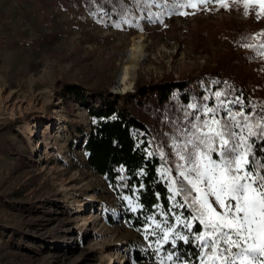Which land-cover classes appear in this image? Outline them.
<instances>
[{
  "label": "rangeland",
  "instance_id": "1",
  "mask_svg": "<svg viewBox=\"0 0 264 264\" xmlns=\"http://www.w3.org/2000/svg\"><path fill=\"white\" fill-rule=\"evenodd\" d=\"M261 4L197 0L173 10L151 4L152 13L144 11L129 24L116 23L103 9L91 13L83 0H0V264H189L169 260L161 248L170 240L164 239L170 233L164 221L152 217L143 229L126 222L108 180L88 164L87 107L75 97L66 102L62 87L81 85L87 101L99 106L104 99L93 89L115 96L191 78L199 91L216 84L210 71L258 82L264 61L250 58L249 47L238 40L264 28ZM139 34L146 56L134 70L133 87L122 91L119 77ZM242 108L238 103L235 110ZM153 123V151L174 203L178 195L173 199L169 177L182 179L176 165L184 162L174 141L164 142L165 121ZM172 213L173 229H191L181 212ZM134 251L149 252V258L136 262ZM117 254L123 263L113 262Z\"/></svg>",
  "mask_w": 264,
  "mask_h": 264
},
{
  "label": "trees",
  "instance_id": "2",
  "mask_svg": "<svg viewBox=\"0 0 264 264\" xmlns=\"http://www.w3.org/2000/svg\"><path fill=\"white\" fill-rule=\"evenodd\" d=\"M193 2L197 0H83L91 13L103 9L116 23L129 24L136 23L144 11L152 13L149 10L151 4L173 10L176 9L175 4ZM239 40L238 44L249 47L250 58L264 61V28L243 34ZM207 75L216 84L209 89L202 87L199 91L191 78L139 85L134 92L115 96L109 90L93 89L92 92L99 93L104 99L99 106L87 101L81 85L65 83L62 87V96L66 102L75 97L87 107L90 132L84 150L88 154V164L94 172L108 180L115 196L125 208L126 222L143 229L149 225L152 217L164 221V227L170 232V240L161 248L173 260L189 264L200 262L198 254L204 250L196 237L202 235L205 228L199 220L193 219L197 215L193 207L188 204L179 206L185 203V197H188L190 204L192 196H188L187 191H181L177 196L174 202L176 206L172 203L168 183L159 172L161 158L153 151V143L157 141L153 122L159 119L165 121L164 142L168 143L184 138L183 131L192 124L208 120L213 113L206 114L205 109H214L215 118L221 123H231L230 115H235L242 125H252V130L257 133L259 129L255 125L258 122L264 125L261 119L264 117V76L254 82L250 76L247 78V75H237L227 70L210 71ZM216 93L221 95L218 97ZM238 103L243 104L240 111L235 110ZM245 116L248 117L247 122ZM195 117H199V121ZM234 131L239 133L241 129L235 128ZM243 134L248 136L247 128L243 129ZM248 143L252 145L250 156H254L258 164L264 159V137H249ZM212 156L217 157L216 153H212ZM177 185L178 190L186 187L185 182H178ZM172 212H181L192 222L191 229H173ZM179 231L183 232L187 240L176 238L175 233ZM147 253L134 251L136 262L148 259Z\"/></svg>",
  "mask_w": 264,
  "mask_h": 264
},
{
  "label": "snow or ice",
  "instance_id": "3",
  "mask_svg": "<svg viewBox=\"0 0 264 264\" xmlns=\"http://www.w3.org/2000/svg\"><path fill=\"white\" fill-rule=\"evenodd\" d=\"M205 113H213L211 120L185 129L182 144L174 139L177 156L184 163L176 165L181 180L169 177L173 199L181 191L196 193L190 204L185 197V203L179 206L193 207L197 213L193 219L204 225V233L196 237L204 250L198 254L199 264H264V159L257 164L248 143L249 137H264V125H255L257 133L252 125H242L235 115H230L231 123H221L214 109H205ZM244 120L247 122L248 117ZM244 128L248 129L247 137ZM212 153L218 158L213 159ZM185 181L186 187L176 189L178 182ZM177 222H181L179 217ZM168 235L165 232L164 239ZM178 238L187 240L185 236Z\"/></svg>",
  "mask_w": 264,
  "mask_h": 264
},
{
  "label": "bare ground",
  "instance_id": "4",
  "mask_svg": "<svg viewBox=\"0 0 264 264\" xmlns=\"http://www.w3.org/2000/svg\"><path fill=\"white\" fill-rule=\"evenodd\" d=\"M146 45L144 44V38L141 34L136 35L133 37L132 45L130 48L129 56L127 57V61L125 62L123 66V72L121 74V81L123 82V90L127 91L133 87V79L132 75L134 74V70L138 67L140 62L145 59L146 56ZM30 83L36 82L35 76H30ZM29 81V80H28ZM51 129L49 128L40 138H42V141H45L50 133ZM113 262H120L123 263L124 260L122 259V256L120 254H117V256H114Z\"/></svg>",
  "mask_w": 264,
  "mask_h": 264
},
{
  "label": "water",
  "instance_id": "5",
  "mask_svg": "<svg viewBox=\"0 0 264 264\" xmlns=\"http://www.w3.org/2000/svg\"><path fill=\"white\" fill-rule=\"evenodd\" d=\"M120 77H121V75H120ZM120 77H119V78H120ZM120 84H123V82L121 81V79H120Z\"/></svg>",
  "mask_w": 264,
  "mask_h": 264
}]
</instances>
